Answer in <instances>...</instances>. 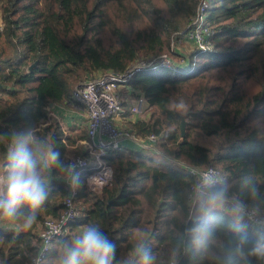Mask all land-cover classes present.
<instances>
[{
    "label": "trees",
    "instance_id": "16d2710c",
    "mask_svg": "<svg viewBox=\"0 0 264 264\" xmlns=\"http://www.w3.org/2000/svg\"><path fill=\"white\" fill-rule=\"evenodd\" d=\"M204 1L209 5L204 37L211 48L195 50L179 70L139 73L124 87L128 95H144L154 110L124 127L144 140L155 135L159 152H113L108 157L113 179L99 191L83 176L73 192L68 172L47 170L50 194L31 227L18 233L0 228L5 264H31L42 244L38 227L48 217L62 216L71 194L83 216L54 242L44 264H56L63 242L86 224L98 225L116 244L113 264L134 257L141 242L156 264H170L173 251L176 264H212L186 250L191 195L198 184L191 167H216L232 198L264 211V0H1L0 167L15 135L29 127L65 164L87 154L76 146L89 139L87 130L65 135L58 123H48L50 104L70 100L74 88L90 77L172 54L174 37L197 29ZM183 119L188 131L182 136ZM197 129L211 138L208 144L193 138ZM242 178L251 179L258 198L250 200L241 190ZM217 235L221 245L234 235L226 215ZM248 235L254 237L253 227ZM221 257V264H239L233 253Z\"/></svg>",
    "mask_w": 264,
    "mask_h": 264
},
{
    "label": "clouds",
    "instance_id": "9594fccd",
    "mask_svg": "<svg viewBox=\"0 0 264 264\" xmlns=\"http://www.w3.org/2000/svg\"><path fill=\"white\" fill-rule=\"evenodd\" d=\"M59 167L80 182L75 165L65 164L61 154L51 144L40 139L35 129L29 127L18 132L12 148L0 167V217L8 220L23 218V226L31 227L36 212L42 208L50 194L45 173ZM241 190H247L250 200L258 198L259 190L249 178H242ZM192 222L186 228L187 249L202 260L221 264V253L230 252L239 257V264H252L253 259L264 264V211L255 204L232 198L230 184L214 173L202 177L193 189ZM27 210V212H25ZM229 218L234 234L224 244H219L217 224L223 216ZM253 227L254 237L248 228ZM176 252L172 254V264ZM116 244L98 225L82 226L71 240L63 242L56 264H113ZM156 256L141 242L135 256L124 264H156Z\"/></svg>",
    "mask_w": 264,
    "mask_h": 264
},
{
    "label": "built area",
    "instance_id": "2783aa9c",
    "mask_svg": "<svg viewBox=\"0 0 264 264\" xmlns=\"http://www.w3.org/2000/svg\"><path fill=\"white\" fill-rule=\"evenodd\" d=\"M208 6L207 1H204L195 30L199 34L194 36L197 45L205 50L211 48L210 42L205 41L204 37L205 34L209 33L206 26L207 22L204 20L205 17L203 18L204 11ZM161 67L179 70L185 67V64L174 62L163 54L136 63L124 72L107 71L95 75L74 88L73 98L82 103L87 112L89 139L85 141L87 154L73 156L70 163L75 165V170L80 178L86 177L87 184L93 190L99 191L112 181L114 168L108 162V157L113 152L126 151L128 149L125 144L126 141H135L141 150L159 152L156 147L158 139L155 135H150L148 140H144L134 131L121 126L119 119H128V117L131 121L146 119V116H143L145 109L148 108L146 97L140 95L128 100L122 96L120 89L139 73L146 72L145 70L149 68L158 69ZM190 172L197 175L198 183L208 173H214L223 179L221 171L214 166L202 169L191 167ZM66 182L70 189L75 192L76 183L70 174L67 176ZM65 206L66 209L62 216L58 218L48 217L42 224L39 230L42 244L31 264H44L54 242L66 236L69 233L71 223L83 216V211L77 206L73 194L66 198ZM0 264L5 263L0 260Z\"/></svg>",
    "mask_w": 264,
    "mask_h": 264
},
{
    "label": "crops",
    "instance_id": "0c3cea01",
    "mask_svg": "<svg viewBox=\"0 0 264 264\" xmlns=\"http://www.w3.org/2000/svg\"><path fill=\"white\" fill-rule=\"evenodd\" d=\"M124 87L120 89V93L126 99L130 100L133 96L131 95V93L130 95H128V93H126L125 90L126 88ZM49 109L50 111H49L48 123H52V122L58 123L61 126L62 130L64 131L65 135L74 136L76 134L83 133L85 130H87L88 132V117H87L86 109L82 103L76 101L73 98V93L71 95L70 100L64 102L52 103L50 104ZM119 121L122 126H125L128 125L127 122H130L131 120L128 117V119L123 118V119H119ZM87 139L88 138H86L85 140H79L76 146L81 145L83 150L87 152V147L85 145V141ZM125 144L128 147L127 151H139L141 149V147L133 140H128L125 142ZM41 227L42 225L38 227V233ZM0 228L4 229V231L7 232L18 233L19 231L22 230L23 225L21 222L17 220H8L0 217ZM3 247H6L5 239H3V237H0V249Z\"/></svg>",
    "mask_w": 264,
    "mask_h": 264
},
{
    "label": "rangeland",
    "instance_id": "374dc122",
    "mask_svg": "<svg viewBox=\"0 0 264 264\" xmlns=\"http://www.w3.org/2000/svg\"><path fill=\"white\" fill-rule=\"evenodd\" d=\"M0 3H1V0H0ZM198 34H199L198 31H194V32H191L190 34H188L187 36H185L184 37L185 39L184 38L176 39L177 36L174 37L173 46H172V50H171L172 54H165V55H167L174 62L181 63V64H186L188 57L191 56V54L195 50L200 48L197 45V43L194 41V36L195 35L198 36ZM161 68H166V67H161ZM158 69H160V68H158ZM158 69L157 68H153V69L149 68V69H147L145 71L147 73L148 72H155V71H158ZM250 87H251V84H248V88H250ZM152 112H154L153 108L149 107V108H147V110L145 109L143 116L144 117L146 116V119H147L151 115ZM187 131H188V121H187V123L185 125V135L187 134ZM182 136H183V134H182ZM196 137L201 139L200 141H202V142H205V140L203 138L208 139V140H206L207 144L211 140V138L201 136V130L200 129H197V134L193 135V138H196ZM158 155L162 156L161 154H158Z\"/></svg>",
    "mask_w": 264,
    "mask_h": 264
},
{
    "label": "water",
    "instance_id": "95a60500",
    "mask_svg": "<svg viewBox=\"0 0 264 264\" xmlns=\"http://www.w3.org/2000/svg\"><path fill=\"white\" fill-rule=\"evenodd\" d=\"M187 123V120L186 119H183L182 122H181V131H182V134L185 135V125Z\"/></svg>",
    "mask_w": 264,
    "mask_h": 264
},
{
    "label": "bare ground",
    "instance_id": "6f19581e",
    "mask_svg": "<svg viewBox=\"0 0 264 264\" xmlns=\"http://www.w3.org/2000/svg\"><path fill=\"white\" fill-rule=\"evenodd\" d=\"M200 52H205V49H201V51Z\"/></svg>",
    "mask_w": 264,
    "mask_h": 264
}]
</instances>
